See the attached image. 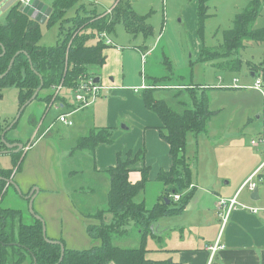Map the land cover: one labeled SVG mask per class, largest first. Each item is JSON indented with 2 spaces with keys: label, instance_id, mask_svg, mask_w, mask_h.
I'll use <instances>...</instances> for the list:
<instances>
[{
  "label": "crops",
  "instance_id": "1",
  "mask_svg": "<svg viewBox=\"0 0 264 264\" xmlns=\"http://www.w3.org/2000/svg\"><path fill=\"white\" fill-rule=\"evenodd\" d=\"M118 1L116 0L113 6L106 8L103 13H99L96 7L94 9L100 15L107 14L111 16ZM125 1L129 2L130 11L133 14L146 16L138 13L133 8L130 0ZM93 2L98 3L97 0ZM199 7L200 1L198 14ZM195 22L197 23L196 19ZM123 25L125 26V24ZM125 28L128 32L134 34L142 31L145 35H149L152 29L147 23L130 31L127 27ZM114 30L115 28L111 31L97 32L96 36L88 42L89 45H96L97 42L102 41L107 46L104 49L106 62L100 66L103 67L102 71L98 73L96 71L97 66H94L92 67L94 74L83 73L80 75L92 76L94 81L96 77L100 78L98 82H95L105 86L107 90H103L89 106H80L75 97L73 100L68 99L61 96V92L58 95L65 99V104H59L60 114L68 116L71 113L74 114L72 118L69 116L72 124L64 123L66 126H72L68 130L73 144L70 153L71 158L74 159L71 172L81 170L77 163L80 157L86 158L88 172V156L91 154L94 160L95 172H107L109 175V192L111 186L109 170L117 165L119 156L126 159L127 154L132 152L133 157H135L136 153L144 148L146 151L145 159L137 161L130 171V180L137 182L142 177L141 169L144 167L149 169L146 187L140 194L141 200H138L140 202L144 201L147 206H151L157 203L158 200L164 197L167 198L170 193V195L182 194L180 199L182 200L181 203L183 202L181 206V203L178 202L180 199L176 200L170 196L174 202L179 203V210L161 216L154 221L153 234H149L145 242L148 249L147 258L156 261L173 260L182 264H264V144L261 142L264 130V61L244 60L232 53L229 57H220L209 62L202 60L199 54L201 62L211 63L216 72L219 73L217 80L214 81L215 84H211V82L198 85L192 84V82L182 84L172 82V77L169 75L162 77H146L143 75L144 81H142V84L131 89L125 85L126 74L121 67L122 63H116L114 56L111 57L116 52L110 55L112 48L108 49L117 45L111 38V32ZM161 37L163 36L160 35L158 39ZM246 47L247 45L244 48ZM153 48L154 46L152 48L145 47L142 48L143 52L139 51L143 61L147 62L150 57L154 56L152 53ZM163 54L165 55V51H163ZM236 61L240 62L236 63ZM159 62H162L161 58H159ZM243 67H247L251 75L255 77L253 85L243 86L239 84V78L235 73L240 72ZM258 79L261 80L260 88L256 85ZM157 80L164 83L156 86L152 85V83H158ZM148 84L149 86H155L151 91L158 99H161L156 96V92L159 90L169 93L176 91L175 94H171L172 97L175 96L174 98L177 95L181 97L187 91L186 96H188L192 105H185L184 107H193L197 110L199 106L204 105L212 114L209 116L204 130L199 132L189 131L187 133L185 156L190 166L192 179L190 185L179 193H174L175 191L167 193V188L157 179L160 171L170 170L173 160L170 145L161 136V118L156 112L147 107L144 99V86L148 87ZM74 88L75 86H66L64 89H68L75 96ZM42 92L43 94L52 92L56 96V87ZM252 98H258L260 101L252 103L250 101ZM262 98L263 103H261ZM16 99L20 111L22 106L20 107L18 103L17 90ZM183 102L185 103V101ZM167 103L169 104V102ZM61 107L69 111H61ZM47 112L46 102L34 99L22 112V118L21 114L15 122L8 124L7 128L4 123L0 124L3 128L2 133L6 131L5 136L9 140L5 139L8 143L23 144L24 146L21 150L18 147H12L10 151L5 152L11 157L12 166H0V170H8L10 178L7 180H11L14 184L6 181L10 186L5 196H3L1 206L19 209L22 212L24 221L33 223L34 220L39 219L29 209V197L33 195V210L36 215L45 219L47 237L51 240L63 242L68 248L79 249L68 245L69 243L64 237L66 226L62 221L59 222L60 229H56V226L50 223L46 215L36 207V201L40 195L47 194L51 197L54 190L64 189V182L72 181L71 175L67 176L66 174L54 172L52 169V156L50 155L52 148L49 143L46 144V148H38L43 141L37 142L36 137L40 123L43 124L46 121L44 119ZM20 118L21 123L19 131H17L14 127ZM102 127L113 129L112 143L98 144L94 153L89 146L79 147L80 142L93 130ZM51 128V126L46 128L44 133ZM253 140H257L259 143L254 144L252 143ZM29 142H33V144L30 149L25 150ZM4 145L6 147L5 143ZM5 147L0 148V150H7V147ZM19 152H24L23 161L16 173L17 167L13 159ZM48 159L51 162L47 166L46 161ZM18 174L20 176L16 179ZM252 175H254L253 181L256 183L254 190H250L247 186L243 187ZM11 186L14 192L8 194ZM151 186L155 188L156 200L148 204L146 191ZM19 187L23 188L26 193L20 191ZM236 195L240 205L231 212L225 222L224 217L220 214L218 201L221 198L231 199ZM19 197L23 205L16 206L11 201ZM4 200L5 202L2 203ZM167 201L170 203L169 200ZM244 206L261 208V211L253 213ZM95 213L86 215V218L94 220L86 224L87 237L84 243L87 239L90 247L95 245L96 242L89 236L88 225L101 223L103 218L109 221L112 217L110 213L105 214L103 218L95 215L93 217L89 216ZM131 228H134L133 223L129 224L128 232L124 233L127 234V237L123 238V234L116 235L133 244L123 245L124 247H138L141 244L140 234L136 231L134 235H131ZM75 231L83 237L78 229H75ZM71 235L77 238L74 233H71ZM217 243H220L223 248L213 252L210 246Z\"/></svg>",
  "mask_w": 264,
  "mask_h": 264
},
{
  "label": "trees",
  "instance_id": "2",
  "mask_svg": "<svg viewBox=\"0 0 264 264\" xmlns=\"http://www.w3.org/2000/svg\"><path fill=\"white\" fill-rule=\"evenodd\" d=\"M3 0H0V4ZM81 0H52L53 10L46 19V24L52 26L58 22L61 25L63 37L54 45L41 43V22L22 9L17 0L0 16L5 15V21L0 22V75L9 68L11 61H15L11 70L0 78V99L5 89L14 86L17 90L19 106H23L41 87L35 100L45 101L47 110L59 103L65 104V99L54 96L52 92L43 94L59 84L75 86L79 76L83 73L94 74L92 67L102 66L106 62L104 49L107 47L102 41L96 45L88 42L96 33L115 28L116 24L123 22L130 31L146 24V16H137L130 9L129 2H117L111 16L100 15L95 10H86ZM264 7V0H252L250 7L235 17L234 25L225 31L223 44L216 48L207 46L201 49L202 60H214L220 57H229L233 52L246 45V41L264 43V27H249V22ZM76 9V14L67 17V12ZM204 0L200 3L198 17L205 13ZM81 11H85L84 14ZM67 21L69 24H63ZM95 32V33H94ZM240 46H242L240 48ZM245 47V46H244ZM234 54V53H233ZM240 61H236L239 63ZM152 85L161 84L156 81ZM149 86L144 89V99L149 109L156 112L162 121L161 136L170 145L173 163L169 171H160L158 180L167 188L168 192L179 193L191 183L190 166L185 156L187 146V133L189 131H202L207 126L211 114L204 105L196 109L193 107L174 108L164 99H158ZM62 88V89H63ZM147 91V92H146ZM17 125V124H16ZM15 125V126H16ZM0 148H4L1 138ZM113 129L102 127L93 130L79 144V147L89 146L94 153L100 143H112ZM7 140V136H5ZM6 148V147H5ZM24 153V152H23ZM23 153L15 155V166L20 167ZM145 149L139 150L135 157L132 152L126 159L119 156L117 165L110 168L111 186L108 192L107 208L98 210L95 215L103 218L107 213L112 215L109 221L89 224V236L96 243L87 249H71L65 246L62 257L60 244L48 241L43 235V223L40 219L33 223H26L22 212L15 208L1 206L10 184L8 170H0V264H182L173 260L156 261L146 257L148 249L145 242L149 234H153L154 221L161 216L169 215L179 210L178 202H174L170 195L158 200L157 203L147 206L137 197L144 191L148 181L147 167L141 169L142 177L137 182L130 180L132 166L139 160L145 159ZM171 196V197H170ZM167 200L170 203H167ZM183 202L181 203V206ZM130 223L140 234L141 244L138 247H124L112 243L116 235L128 232ZM51 239V238H49ZM65 245V244H64Z\"/></svg>",
  "mask_w": 264,
  "mask_h": 264
},
{
  "label": "rangeland",
  "instance_id": "3",
  "mask_svg": "<svg viewBox=\"0 0 264 264\" xmlns=\"http://www.w3.org/2000/svg\"><path fill=\"white\" fill-rule=\"evenodd\" d=\"M39 1L49 8L52 7V0ZM93 1L81 0L80 3L85 4L87 11L95 10L94 7H96L99 13H103L106 8L108 9V7L113 6L116 2V0H97L98 3L95 4ZM130 1L138 13L146 15V23L152 27L151 32L149 35H145L142 31L134 34L128 32L123 25L124 23L120 22L116 25L115 30L111 32V38L117 45L109 47L108 49L112 48L110 55L116 52L111 57L114 56L116 63H122L121 67L126 74L125 85L127 88L133 89L142 84V81H144L142 78L143 75L146 77L169 75L172 77V82L182 84L188 82H192L195 85L209 84V82L215 84L216 82L214 83V81L217 80L219 73L216 72V69L211 63H206V61L201 62L202 60L199 57L200 50L205 46L211 49L221 46L225 37V31L233 27L235 17L245 12L250 7L252 0H204L206 6L205 13L202 17L199 16V19L198 5L199 1L201 3L202 0ZM81 13L84 14L85 11H81ZM75 14L76 9L73 8L67 12V17ZM4 21L5 15H1L0 22ZM63 24L68 26L69 23L64 21ZM61 25L60 22L52 26L42 23L41 29L43 36L41 43L43 45L56 44L63 37L60 31ZM249 27H264V7L260 8V12L255 18H252L249 22ZM160 35L163 37L158 39ZM244 44L247 47L244 48L245 45H243V48H241L242 46H240L241 49L238 52H233V55L254 62L264 61V44L255 43L253 40L246 41ZM153 46L152 53L154 56L150 57L147 62L145 60L143 61L140 55V52L144 51L142 48H152ZM163 51H165V55ZM159 58H161L162 62H159ZM211 61L213 60H209V62ZM102 68L97 66L96 71L100 73ZM235 75L239 78V84L243 86L253 85L255 81V77L251 75L247 67H243ZM60 92L61 96L72 100L74 99L73 94L68 89L63 88ZM175 92L172 91V93H169L159 90L156 92V96L166 100L176 109H182L185 105H192L188 96H186L187 91L181 97L177 95L174 98L175 96L172 97L171 94H175ZM250 101L253 103L254 101L259 102L260 100L258 98H252ZM261 103H263V98ZM61 111L69 110L61 107ZM18 112L16 88L12 86L5 90L3 98L0 99V124L4 123L6 127L11 122H15L18 117ZM59 114L60 112L55 106L50 107L44 119L46 120L45 123H40L36 140L37 142L43 141L38 148H46V144H50L52 148L50 150L52 169L54 172L66 174L67 176L71 175L72 181L64 182V189L54 190L51 197L47 194L40 195L36 201V207L46 215L49 222L56 226V229H60L59 222L62 221L66 226L67 233L65 231L64 237L67 239L68 245L83 249L90 247L87 239L84 243L87 237L86 224L89 221H94L93 219L86 218V215L107 208V193L110 183H108L109 175L107 172H95L94 160L91 154L88 156V172L85 157L84 159L80 157L77 160L81 170L79 172H71V165L74 159L71 158L70 153L73 144L71 134L68 130L72 126L64 125L58 119ZM69 116L72 118L74 114L71 113ZM69 116L68 118L71 119ZM21 118L14 127L17 131H19ZM49 126L52 128L44 133L45 129ZM31 143L33 144V142ZM50 162V159L46 161L47 166ZM8 165L12 166L10 155L0 152V166L6 167ZM19 168L17 166L16 173L19 171ZM19 176L20 174H18L16 179ZM19 189L23 193H26L23 188L19 187ZM13 192V187L11 186L8 194H12ZM155 193L153 186L147 189L146 201L148 204L156 200ZM141 198L140 195L137 197L139 200ZM11 202L16 206L23 205L20 197ZM43 220L45 222L44 218ZM45 227L47 228L46 222ZM75 229H78L83 234V237L79 236V232L75 231ZM135 232L136 228L130 229L131 235H134ZM71 233H74L77 238L72 237ZM122 237H127V234H123ZM112 243L121 246L133 245L132 242L119 237L113 238Z\"/></svg>",
  "mask_w": 264,
  "mask_h": 264
},
{
  "label": "built area",
  "instance_id": "4",
  "mask_svg": "<svg viewBox=\"0 0 264 264\" xmlns=\"http://www.w3.org/2000/svg\"><path fill=\"white\" fill-rule=\"evenodd\" d=\"M23 6H29L33 9L34 12H42L43 9L42 7L38 5H34V0H18ZM110 43V41H108ZM257 87H261V80L258 79L256 81ZM63 83L59 84L56 87V95H59V92L63 88ZM147 88V86H144ZM144 88V89H145ZM107 90L105 86H101L100 83H96L94 81V78L92 76H80L78 79V82L75 85L74 88V94H75V100L80 104V106H89L91 105L97 98V96L103 91ZM60 104V103H59ZM59 104H55L57 109H59ZM50 108H48L49 110ZM58 119L65 123V124H72L71 120H69L68 115L66 114H60ZM263 124H264V114H263ZM261 142L264 144V130H263V138L261 139ZM252 143L258 144L259 141L253 140ZM32 143L29 142L27 146L25 147V150L30 149ZM254 175H252L243 185L247 186L250 190H254L256 188V183L253 181ZM173 197L176 200H179L182 197V194H175ZM240 203L237 200V195L234 196L231 199H224L221 198L218 201V208L220 211V214L224 217L225 222L228 220L231 212L235 210ZM245 208H249L253 213H259L261 211V208L257 207H249V206H244ZM264 210V209H263ZM223 248V246L220 243L214 244L213 246H210V249L214 251Z\"/></svg>",
  "mask_w": 264,
  "mask_h": 264
},
{
  "label": "water",
  "instance_id": "5",
  "mask_svg": "<svg viewBox=\"0 0 264 264\" xmlns=\"http://www.w3.org/2000/svg\"><path fill=\"white\" fill-rule=\"evenodd\" d=\"M16 1H17V0H3V1L1 2V4H0V11L4 12L5 10H7V9H8V8H9L14 2H16ZM34 5H38V6L42 7L43 11H42V12H34L33 9H32L31 7H29V6H23V5H22V9H23L24 12H26L27 14L31 15L32 17H34L36 20H39L40 22L45 23L47 17L49 16V14H50L51 11L53 10V8H52V7L49 8V7L45 6V5H44L42 2H40L39 0H34ZM14 61H15V57H14L13 60L11 61V64H10L8 70H7L3 75H0V78H1V77H4V76H5V75L11 70ZM99 80H100V78L96 77L95 81L98 82ZM40 89H41V87H39V88L36 90L35 94L32 96V98H31L29 101H27V102L22 106V108H21L20 111H19V114H18L17 119L21 116L22 112H23L24 109L27 107V105H28L29 103H31V102L37 97V95H38ZM5 135H6V131H4V132L2 133V140H3L4 143L6 144L7 150H5V151H1V150H0V152H2V153L8 152V151H10V149H11L12 147H18L19 150L23 149V147H24L23 144H10V143H8L7 140L5 139ZM7 181H8L9 183H11V184H14L11 180H7ZM29 199H30L29 209H30L31 213H33L34 216H36L37 218H39V219L42 221V223H43V235H44V237H45L48 241H50V242H52V243H56V244H60V245H61V247H62V257H61V260H62L63 255H64V251H65V245H64L63 242H61V241H58V240H51V239H49V238L47 237L46 227H45V222H44V220H43L41 217H39L38 215H36V214L34 213V210H33V199H34V196L32 195L31 197H29ZM167 202H168V201H167ZM168 203H169V202H168Z\"/></svg>",
  "mask_w": 264,
  "mask_h": 264
}]
</instances>
